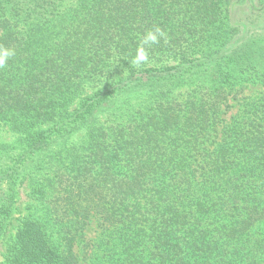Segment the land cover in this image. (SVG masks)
I'll use <instances>...</instances> for the list:
<instances>
[{"label":"trees","instance_id":"16d2710c","mask_svg":"<svg viewBox=\"0 0 264 264\" xmlns=\"http://www.w3.org/2000/svg\"><path fill=\"white\" fill-rule=\"evenodd\" d=\"M0 47V241L49 164L1 264H264V93L240 92L264 86V0H0Z\"/></svg>","mask_w":264,"mask_h":264},{"label":"rangeland","instance_id":"374dc122","mask_svg":"<svg viewBox=\"0 0 264 264\" xmlns=\"http://www.w3.org/2000/svg\"><path fill=\"white\" fill-rule=\"evenodd\" d=\"M71 1H74V0H71ZM249 9L250 7H249L248 2H244V4H240V5L233 3L231 5V9L229 13L230 21L232 22V24H235L238 26H241V25L247 26L246 18L248 14L250 13ZM98 85H100L99 81H96L93 83L85 82L83 85V90L86 93L91 94L93 93V91L97 89V87H99ZM241 89L242 90L240 92H242L243 94H247V95L264 93V86L259 85V84L249 85L247 87H241ZM230 103L233 105L231 109L235 108L237 105L236 100L234 99L231 100ZM19 135L20 134L14 131L9 125H6V124L0 125V162L2 161L3 157L9 160V159L16 157L20 153V149L16 146ZM80 138L81 137L80 135L78 136V134L73 135L72 137L69 138V140H67L65 145L66 146L77 145L80 141ZM59 141L60 140H57L56 141L57 143L54 144V149H57L58 147L61 146V142ZM36 160L40 161V169H38L39 166L37 168H34L35 167L34 164L36 161L27 164L28 165L27 170H25V167L27 165L24 167V170H23L22 175L24 176L21 177L15 184V187H14V190H15L14 206L15 207L9 217L10 224L8 226V230L6 234L3 236V239L0 241V264L2 262L3 254L5 251L6 245H7V239L9 238L10 234L14 232L16 224L24 215L28 214L29 211L35 210V206L38 203V199L34 195L33 191L31 190V186L29 182L33 178H38L40 175L44 174L45 172H48L49 164L45 162L46 160H48L47 155L39 156ZM12 161L14 160L12 159ZM20 180H24V182H20ZM89 228H90L88 230L89 233H91L92 235L96 233L95 223L92 225V227H89Z\"/></svg>","mask_w":264,"mask_h":264},{"label":"clouds","instance_id":"9594fccd","mask_svg":"<svg viewBox=\"0 0 264 264\" xmlns=\"http://www.w3.org/2000/svg\"><path fill=\"white\" fill-rule=\"evenodd\" d=\"M162 38L166 39V34L158 27L146 32L136 49V54L132 58L131 64L140 66L141 64L147 63L149 54L146 46L157 44ZM14 55L15 51L13 49L0 47V68L5 67L9 58Z\"/></svg>","mask_w":264,"mask_h":264}]
</instances>
